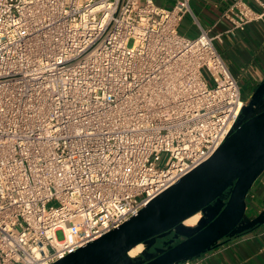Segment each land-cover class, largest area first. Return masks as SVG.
Listing matches in <instances>:
<instances>
[{
  "label": "built area",
  "instance_id": "obj_1",
  "mask_svg": "<svg viewBox=\"0 0 264 264\" xmlns=\"http://www.w3.org/2000/svg\"><path fill=\"white\" fill-rule=\"evenodd\" d=\"M255 1L229 6V32L263 19ZM190 3L0 0V264H55L120 228L234 130L238 80L222 35L181 34Z\"/></svg>",
  "mask_w": 264,
  "mask_h": 264
},
{
  "label": "water",
  "instance_id": "obj_2",
  "mask_svg": "<svg viewBox=\"0 0 264 264\" xmlns=\"http://www.w3.org/2000/svg\"><path fill=\"white\" fill-rule=\"evenodd\" d=\"M244 109L234 130L209 160L120 228L55 264H181L252 227L246 219L247 197L264 173V110L247 117ZM198 214L205 218L195 227L184 226ZM170 236L163 243L168 248L155 247L158 239ZM139 245H145L141 255L129 257ZM147 255L149 261L144 260Z\"/></svg>",
  "mask_w": 264,
  "mask_h": 264
},
{
  "label": "crops",
  "instance_id": "obj_3",
  "mask_svg": "<svg viewBox=\"0 0 264 264\" xmlns=\"http://www.w3.org/2000/svg\"><path fill=\"white\" fill-rule=\"evenodd\" d=\"M176 1L155 0L159 6L168 9ZM234 1L191 0L192 14L184 17L180 32L186 37L196 38L201 26L210 30L213 36L222 35L218 48L231 73L238 80L245 105L244 116L251 117L264 110V17L244 31L229 32L231 24L223 18V14ZM247 1L257 12L263 11L255 0ZM259 1L264 4V0ZM263 213L264 173L247 197L246 219L253 226L226 239L217 248L202 254L196 260L199 264H264ZM209 215L213 216L212 213ZM203 218L205 215L201 214L200 219ZM158 240L155 247L160 248ZM150 252H154V249Z\"/></svg>",
  "mask_w": 264,
  "mask_h": 264
},
{
  "label": "bare ground",
  "instance_id": "obj_4",
  "mask_svg": "<svg viewBox=\"0 0 264 264\" xmlns=\"http://www.w3.org/2000/svg\"><path fill=\"white\" fill-rule=\"evenodd\" d=\"M200 217H201V214H198L194 217L189 218L188 220L185 221L184 226L195 227L199 223ZM144 248H145V245H139L135 247L129 252V257L134 258L138 256L140 253H142Z\"/></svg>",
  "mask_w": 264,
  "mask_h": 264
},
{
  "label": "rangeland",
  "instance_id": "obj_5",
  "mask_svg": "<svg viewBox=\"0 0 264 264\" xmlns=\"http://www.w3.org/2000/svg\"><path fill=\"white\" fill-rule=\"evenodd\" d=\"M145 1H146V0H140V3H141V4H144ZM243 118H244V117H243ZM168 163H169V157H168V156H165L161 165H162V167H166ZM221 201H222V198L219 199V200L216 202V204H220ZM57 236H58V239H59V240H62V239L64 238L62 232H58ZM161 249H163V248H161ZM162 251H163V250H160V251L158 252V254L160 255ZM150 259H151V258H150L149 255H147L146 258H144L145 261H149Z\"/></svg>",
  "mask_w": 264,
  "mask_h": 264
},
{
  "label": "flooded vegetation",
  "instance_id": "obj_6",
  "mask_svg": "<svg viewBox=\"0 0 264 264\" xmlns=\"http://www.w3.org/2000/svg\"><path fill=\"white\" fill-rule=\"evenodd\" d=\"M170 239H171V237L170 238L159 239L158 242L160 244V247H162V248H168L169 246H163V243H164V241H168Z\"/></svg>",
  "mask_w": 264,
  "mask_h": 264
}]
</instances>
